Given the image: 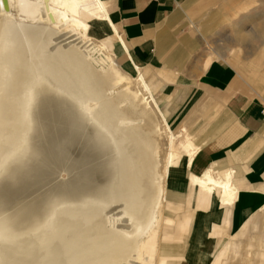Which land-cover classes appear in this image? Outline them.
I'll return each instance as SVG.
<instances>
[{
    "label": "bare ground",
    "instance_id": "obj_1",
    "mask_svg": "<svg viewBox=\"0 0 264 264\" xmlns=\"http://www.w3.org/2000/svg\"><path fill=\"white\" fill-rule=\"evenodd\" d=\"M58 16L59 19L55 18ZM64 17L65 20L63 19ZM2 18L12 19L16 23L18 22L29 26V28L34 25H48L50 30L56 33L60 31L58 23L60 21L62 23L66 21L64 22L66 25H70V28L76 30L72 31L78 34L77 36L75 35L76 37L73 35L76 48L75 52L71 50L70 56H72V62L65 67V63L61 61L64 63V66L63 69L58 70L59 68L57 69L56 64L60 63L59 59L63 57V55L57 58V56L51 54L58 59L57 63L52 65L55 66L53 69L58 71L52 72L53 74L51 76H53L59 84L61 75L58 74L62 73L63 70L75 75L74 77L79 81L78 83L84 88L87 94L92 97L93 100H97L100 103V110L103 111L105 106L114 109L113 117L115 121L119 123V132H117L118 135L116 133L114 134V132L110 130L111 127L104 123V127L101 128H99L96 123L88 122L87 124V122L82 119V115L71 116L67 110L68 105L66 102L62 99L59 100L56 95L58 86H54L53 89L39 90L35 97L28 84L29 80H31V76L25 75L23 72L24 69L30 68L29 70H32V67H30L32 61L23 62L22 64L20 46L12 39L13 32H17L16 28H14V31L13 29L11 31L6 24L0 26V73L2 72V75L8 73L9 75L11 70L18 72L16 78V83L18 85L17 93H19L18 99L20 102H24L25 105H28L29 116L32 118L29 119V121L33 120L34 122L35 120L36 123H39L40 136L43 139H47V141L49 140L50 153L52 152L55 155L60 153L62 154L61 157L69 158L68 161H70V165L68 167L73 175L74 172H76L77 175L76 178H74L75 187L72 198L68 200L69 203L61 204L60 209L56 213H47L38 205L37 201L26 200V198H24L25 202L23 204H20V201L17 202L19 207L17 206L18 210L16 216L19 221L15 224L22 227L16 228L12 227V224L10 226V224L6 222L8 217L7 213L10 210L9 207L4 206V208L2 207V209H0V264H33L35 262V259H28L26 261L18 260L19 257L23 255H29L30 257V255L34 254L32 252L34 247L33 242L27 243L26 248L24 245H21L24 242L23 240L27 238L26 233L28 232L24 229L28 227V224L30 227H48L47 231L52 227H57L58 232L51 234V236L54 237H57L58 233L62 237H69V235H71L72 237L68 240H70L74 247L77 244L80 247L77 252L70 253L68 250L69 242L65 245V255H72L75 259L71 264H151L154 254L153 243H155V262L157 264H164L165 257L162 256L163 250L174 256L176 261L185 262V259L192 254V251H190L189 246H187L188 249L186 247V249H181L180 246H175L171 243V241H176L172 236L175 235L173 226L178 224L183 226V224L178 221L174 213L169 211L170 208L176 207L177 201L175 200L176 198L166 195L162 176L168 167L178 161L181 151H184L191 159L194 154V147L192 148L191 145L187 143L184 145L181 144V148L176 146L173 131L171 133L168 130L160 113L159 105L148 85L141 77L134 79L135 83H133V78L118 68L114 64L110 54L107 53L111 48V42L108 39L105 41L103 40L102 47L99 46L100 44L97 45L94 43L95 39L93 40L92 35L94 32H100L98 22L100 19L103 20V23L113 35L116 33L102 0H0V22ZM26 29L28 28L26 27ZM32 29L34 32L31 31V28L30 31L35 33V28ZM37 29L39 28L36 27V30ZM40 33L42 34V32ZM4 34H7L8 38H5ZM41 34H39L41 36L40 38H42ZM45 35L44 33L43 36L45 37ZM23 36L24 35H22V37ZM27 38H29V36ZM35 38L37 37H34L33 41ZM36 40L37 39H35V41ZM33 41L31 40L30 44L36 46L38 43L33 44ZM46 41L45 39V42ZM96 41L98 40L96 39ZM47 43L44 45L47 46ZM27 44L28 43H26V45ZM42 44L38 45L41 47L39 49L35 46L32 47L33 49L37 48L35 51L36 53L32 48V50L30 49L33 51V55L36 54V56H39L43 51ZM22 51L27 50L24 49ZM59 52L55 51L53 53H57L58 55ZM24 53L23 55H25ZM59 54L61 55V52ZM28 55L30 56L31 54ZM49 55H46L47 58H49ZM40 60L39 62H37L38 59L37 61H33L37 67L39 63L40 65L42 64ZM255 60L257 62L264 61V47L256 53ZM45 61L49 63L46 58L44 62ZM50 63H53V60ZM232 63L238 66L234 61H232ZM59 66L61 67V65ZM36 70L37 68L35 71ZM19 72L21 74H19ZM12 73L13 71H11V75ZM55 73L57 75H54ZM251 73L255 74L254 72ZM46 91H49L47 100L46 98H42L43 95L46 97ZM108 93L110 95H108ZM24 98H32L35 103L30 105ZM90 103L92 106V102ZM6 105H8L7 102ZM78 116H80V118ZM68 118L69 120H66ZM67 123H71L68 125V129L71 132L64 137H68L69 142H71L76 136L78 137L79 134L81 136L84 135L86 140H82L87 143L86 146H84L81 142L85 147L82 153H76L68 157L65 156L68 152L65 147L66 144L57 139L58 136L68 131L65 125ZM160 123H162V127L159 126L161 125ZM75 124L80 126L77 127ZM89 124L92 126H89ZM156 125L159 126L157 130L155 128ZM162 128L167 134L170 144V149L166 153H162L159 148L160 146H158L160 145L158 144L160 137L159 133L162 131ZM125 132L132 133V190L126 182L129 180V178L126 179V176L130 172L127 159L128 154L126 152H123V154L121 152L122 148H120V150L117 148V143L122 139L119 137L124 136V134H126ZM98 133H100V135H97ZM111 133L114 135H110ZM96 135L97 137L95 138L94 136ZM79 140L80 139H78V143ZM29 141L27 142L29 143ZM23 144L25 143L21 142V145ZM112 145L114 147H112ZM32 150H36V147H33ZM96 159L100 160L99 163L102 162L109 167L110 180H114L116 187L122 182L119 186L120 192L115 194L116 198L111 197L109 193L106 194V188H108L106 184H78L75 182L80 176H83V174L84 177L87 176V164L89 163L93 166L92 163ZM78 163L82 165L80 171L77 169ZM209 175L208 173L205 177L206 182L202 185V191L216 193V195L223 200L234 197L232 196L233 192L230 188V173H228L226 179H218L217 177L218 180ZM154 188L156 191L158 189L160 193L157 197L153 196L154 194H158ZM128 195L132 196V203L127 205V209L123 211L124 213H118L117 209L121 210L125 201L127 203V200L130 199L127 197ZM119 202L122 203L117 204ZM113 203L116 204L112 205ZM138 204H141L139 208H135L138 207ZM22 207H24L26 211L27 220L19 216V211L23 212ZM113 209H115V211L109 213L110 217H103L107 215L105 211L107 212ZM73 211H75V213ZM31 212H33V214ZM159 214L162 218L161 222ZM32 222H34L35 225H31ZM169 225H172V227H169ZM157 229H159V232L160 229L164 230L162 240L160 239V235L155 237ZM211 232H213V230ZM75 240L78 243L75 244ZM33 241H35L34 238ZM37 241L39 243V237ZM81 245H86L84 246L86 249L83 250ZM50 262L52 261H44L40 264H61Z\"/></svg>",
    "mask_w": 264,
    "mask_h": 264
},
{
    "label": "crops",
    "instance_id": "obj_2",
    "mask_svg": "<svg viewBox=\"0 0 264 264\" xmlns=\"http://www.w3.org/2000/svg\"><path fill=\"white\" fill-rule=\"evenodd\" d=\"M102 2L114 26L115 40L132 64L136 76L124 68L113 43L114 57L111 48L109 54L114 64L127 75L144 80L159 105L168 130L173 131L175 139L179 135L194 147L191 159L181 151L178 161L162 176L166 195L176 201L177 196L168 189L167 178H175L176 184L181 186L186 184L189 192L187 210L175 213L181 204L177 201L173 213L187 227L191 244L199 238L203 227L210 228L213 221L218 220L219 226L228 223L225 209L232 208L236 218H247L245 223H239L234 235L222 240L214 261L215 264H235L247 225L255 229L258 240L264 235V67L255 74L249 72L252 70L249 66L256 62V55L252 60L249 56L242 57L240 50L228 48L223 40H219L214 34L216 21L212 13L209 20L198 21L186 14L192 28L178 33L177 26L185 19L177 22L173 17L183 10L186 0ZM196 2V7L203 3L202 0ZM195 31L206 37L203 52L193 37ZM215 52L225 53L227 59L235 58L238 66L223 58H214ZM166 84L172 92L162 94L163 99H169L163 102L155 97V92ZM171 121L179 129L174 131ZM159 138L158 146L162 151ZM167 142L170 147L169 140ZM208 173L214 179H226L230 173L234 197L223 200L216 193L202 191ZM191 209L202 211L195 213ZM219 231L211 227L206 235ZM207 241L211 246L212 238ZM255 264H264V252Z\"/></svg>",
    "mask_w": 264,
    "mask_h": 264
},
{
    "label": "rangeland",
    "instance_id": "obj_3",
    "mask_svg": "<svg viewBox=\"0 0 264 264\" xmlns=\"http://www.w3.org/2000/svg\"><path fill=\"white\" fill-rule=\"evenodd\" d=\"M186 1L187 2H185L183 10L179 11L177 13V15H174V17H173L174 20L177 22L185 19V22L183 24H179L177 26V32L178 33L185 32V31L189 30L190 28H192L191 27L192 24H190V22L187 21V19H186V14L190 15L193 20L198 21V20H209V15H210V13H212V15L214 16L215 21H216L214 34L216 37H218L219 40L220 39L223 40L225 45L228 46V48H233V49L236 48V49L241 51L240 54L242 57L246 58L249 56V57H251V60H252L255 57L256 53L262 47H264V0H202L203 3L197 4L198 5L197 7L195 4V2L197 0H186ZM192 8H193V10H191ZM182 15H183V18H182ZM55 18L59 19V16L55 17ZM63 19L65 20V17ZM64 22H66V21H63V23L60 21L59 23H61V24L58 23L59 30H60V31H58V33L50 30L48 25L42 24L41 25L42 28L40 25H34L30 28H31V31H33L32 28H35L34 29L35 33L36 32L38 33V34L37 33L35 34V33H33L34 31L33 32L30 31V28L27 25H23V24L18 23V22L16 23L12 19H6V18L1 19L0 26H3L6 24L7 27L9 29H11V31H12V29L14 31V28H16L17 32H15V31L13 32L12 39H14V41H16V43L20 46V58L23 61L21 59L20 60H21L22 64H23V62L25 63V62H31L32 61L30 63V67H32L31 68L32 70H29L30 68L24 69L23 72L25 75L31 76V80H29L28 84H29V87H31L32 92L34 93L35 97H36L37 92L39 90H45V89L48 90V89H53L54 86L57 87L58 82L55 80V78L53 76H51L53 74L52 72H54V71L56 72L58 70H61V69H63L64 65L66 67L68 64H70L72 62V56H70L71 50H72V52H75V48H76L74 40H73V35H74V37H76L78 34H77V32H72L74 29L70 28V25H66V23H64ZM98 22H99L100 32H98V33L94 32L93 33L92 38H93V40L95 39L94 43H96L97 45L100 44L99 46L102 47L103 46L102 42H104L105 40L108 39L111 42L112 55H113L112 45L114 43V50H115L118 58L122 61L124 68H126L132 75L136 76V72L133 69L132 64L126 59L125 54L123 52V49L119 45V42L115 40L114 35L105 26L102 19L98 20ZM26 27L28 29H26ZM36 27L39 29L36 30ZM69 29H71V30H69ZM38 30H39V32H38ZM74 31H76V30H74ZM40 32H42V34ZM250 32H252V33H250ZM44 33L46 34L45 35L46 38L43 36ZM39 34L42 35V38H40L41 36ZM4 35H5V38H8L7 34H4ZM22 35H24V36L22 37ZM28 36H29V38H27ZM24 37H26V38H24ZM34 37H37L35 39H37L38 42H37V40L35 41V39L33 41ZM193 37L200 44V47H198L199 50L203 52L204 48L206 47V37H204L199 31H195ZM42 39L44 40V42H45V39L47 41L44 43ZM96 39L98 41H96ZM31 40L34 42V43L32 42L33 44L38 43L36 46L34 45L35 47H38V49L41 48L38 45L43 43L42 44L43 45V51L39 54V56H36V54L33 55V51H31V50L33 49L32 47H34V46L32 44H30ZM25 42L28 44L26 45ZM47 42H49V43H47ZM46 43H47V46L44 45ZM196 46H197V44H196ZM47 47H48V49H47ZM73 47H74V49H73ZM45 48L47 49V51ZM24 49L27 51H22ZM44 49H45V51H44ZM33 50L35 52L37 50V48H34ZM28 51H29V53H28ZM55 51L56 52L60 51L61 55L59 54L60 52L58 53L59 56L57 55V53H53ZM62 51H63V53H62ZM23 53L25 55H23ZM107 53H109V51H107ZM26 54L27 55L31 54V55L30 56L28 55V57H27ZM51 54L57 56V58L63 55V57H60L61 60L59 59V62H60L59 64L57 63L58 59L53 57V55H51ZM215 54H216V56L214 58H223L227 62L228 61H231V62L234 61L235 63H237L235 58L227 59V57L222 53H216L215 52ZM41 55H43V56L45 55L44 57L47 59V61H49V63L52 62V60H53V63H50L51 64L50 65L48 62H46V61L44 62L45 58ZM46 55H49V58H50V56H51V58L53 57L52 60H51V58L50 59L47 58ZM29 57L31 60L29 59ZM113 57H114V55H113ZM33 58H35V59H33ZM37 59H38V61H37ZM54 59L55 60L57 59V60L55 61ZM20 60H19V63L21 64ZM35 60L37 62H39V60H40V62L42 64L40 65V63H39L38 67H37V65H35V63L33 62ZM61 61L64 62L65 64L62 63ZM46 63H48V64H46ZM54 64H56L57 69L59 68L58 70L53 69V68H55V66H52ZM59 65H61V67ZM41 66H42V68H41ZM249 67H250V69H252L249 72L255 73V71H258V69L264 67V61H262V62L256 61V62H254L253 66H249ZM36 68H37V70L35 71ZM235 68L237 69V67H235ZM238 68L241 71H244V69H242L241 67H238ZM132 75H129V76H131L133 78V80L136 79V77H134ZM133 80H132V82L135 83V80L134 81ZM48 92L49 91H46V93H47L46 97H45V95H43V97H42L43 99L46 98V100H47ZM164 92L168 93V94H170V92H172L167 88V84L165 86L163 85L162 88H159L158 90H156L155 97L162 100L163 99L162 94H165ZM108 95H110V94L108 93ZM24 99L30 105L35 103V101L32 98H24ZM165 100L166 101L169 100L168 97L164 98L163 102ZM160 124L161 125H159V126L162 127V123H160ZM159 126L156 125V127H155L156 130L159 129ZM171 127L174 131H175V129H179V128H177V126H175L174 121H171ZM159 136L161 137V141H162V151H163V153H166V151L169 148L168 142H167L168 136L165 133L163 128H162V131H160ZM79 137H81V138H79ZM78 139H80L79 143H78ZM82 139L86 140V137L84 135L81 136L79 134L78 137L76 136L75 139H73L71 142H69L67 144V146H66V150L68 151L66 153L67 156H73L76 153L79 154L85 150L84 146H86L87 143L85 141L83 142ZM73 142H75V143H73ZM81 142H82V144H84V146L81 144ZM185 143H186V141L184 140V138H182L179 135L176 137V139H175L176 146L180 147L181 144L184 145ZM162 158H163V155H162ZM99 162H100V160L96 159L92 163L93 166L90 165L89 163L88 164L86 163L88 166L87 176L84 177V174H83V176H80L75 182L78 184L93 183L94 185H96V184L104 185V184L108 183L111 179L110 169L106 164H104L102 162L99 163ZM77 167H78L77 169L80 171V169H82L81 163H78ZM57 169H56V166L54 165V163H51L48 166V171L50 172V179H52V182H56L55 178H56V174H57V172H56ZM180 177H182V176H180ZM184 181L186 182V180H184ZM167 184L169 186L168 189L177 196V201H179L181 203V204L179 203L180 207L178 208V210H176L175 213H177V214L183 213L184 211L187 210L186 199H187L188 194H189L186 184H185V186H183V185L181 186V184H176V179L171 177V176L169 178H167ZM104 193H105V191H104ZM121 203L122 202H119L117 204H121ZM115 204L116 203H113L112 205H115ZM175 209H176V207L170 208L169 211L173 213L175 211ZM112 211H115V209L109 211L108 213H111ZM192 211L195 213H200L202 210L200 211L198 209H194ZM225 211H226V219H228V223H226L225 226H219L218 220L213 221L211 223V227L214 228V230L216 229V230H220V231L214 235L212 234L209 236L206 235V231H209L211 227L209 228L205 225L206 227H203L202 233L199 235V238L197 240L193 241L192 244L187 242V239L189 238L190 235L186 232V229H187L186 227H183L179 224L176 226H173V231H174L175 235H172V236L176 239V241H171V243L174 244L175 246L176 245L180 246L181 249H186L187 246H189V249H190V251H192V254L187 259H185V262H180V261H176L174 256H172L170 253L163 250L162 256L165 257L164 264H215L214 261L217 260L222 240L224 238L228 239V238H230L231 235H234V233L238 230L239 223L240 222L245 223L244 221H246V219H247L246 217L248 216V215L244 216V218H246V219H243L241 217L236 218V217H234L232 208H231V210L225 209ZM203 212H208V211H203ZM159 219L161 222L162 218L160 217V214H159ZM169 227H172V225H169ZM160 232H159V229H157L155 237L157 235H160V237H161L160 239L162 240V234L164 233V230L160 229ZM256 235H257V232L252 227V225H247L246 235L244 234L243 237L241 238L242 246L237 250V258L234 260L235 264H244L246 262H251L252 264H255L256 260L260 257V254L262 252H264V235H261L259 237L260 238L259 240L256 238ZM209 237L212 238L211 246H209L208 241H207ZM158 239H159V237H158ZM152 243H153V241H152ZM154 244L155 243L152 244V246L154 248V254H153V260H152L151 264H157L155 262L156 250H155ZM190 245H191V247H190ZM160 257H161V255H160Z\"/></svg>",
    "mask_w": 264,
    "mask_h": 264
},
{
    "label": "flooded vegetation",
    "instance_id": "obj_4",
    "mask_svg": "<svg viewBox=\"0 0 264 264\" xmlns=\"http://www.w3.org/2000/svg\"><path fill=\"white\" fill-rule=\"evenodd\" d=\"M11 71H13L12 75ZM11 71L9 75L8 73L5 75H2V72L0 73V99L2 100H0V109L2 111H0V209H2V207L4 208V206L9 207L10 210L7 213L8 217L6 222L10 224V226L12 224V227L19 228L22 226L15 224L19 221L16 216L17 208L19 207L18 201L21 202L20 204H23L25 202L24 198H26V200H35L45 212L50 214L56 213L60 209L61 204L69 203L68 200L72 198L75 187L74 178H76L77 175L76 172H74L73 175L68 167L70 165V161H68L69 158L61 157L62 154L60 153L57 155L52 152L50 153L49 140L47 141V139L41 138L39 123H36L35 120L34 122L33 120L29 121V119L32 118L29 116L28 105H25L24 102H20L18 99L19 93H17L18 85L16 83L18 72H15V70ZM19 74L21 73L19 72ZM54 75L57 74L55 73ZM58 75H61V78L57 85L56 95L59 100L62 99L66 102L68 105L67 110L71 116L82 115V119L86 121L87 124L88 122L96 123L99 128L104 127V124H106L111 127L110 130L114 132V134L116 133L118 135L119 123H117L113 117L114 109L105 106L103 111L100 110V103L97 100H93L92 97L87 94L84 88L78 83L79 81L74 77L75 75L64 70ZM5 101L8 105H6ZM90 102H92V106ZM78 117L80 118V116ZM66 120H69V118ZM70 124L71 123L65 124L68 131L57 137L62 143L66 144L65 147L69 143V138H65L64 136L71 132L68 129V125ZM76 126L78 127L80 125ZM89 126L92 125L89 124ZM125 133L124 136L119 137L122 139L117 143V148L119 150L122 148L121 152H126L128 154L127 159L130 172L126 176V179L129 178L126 182L132 190V133ZM114 134L111 133L110 135ZM97 135H100V133ZM97 135L94 137L96 138ZM27 141H29V143ZM21 142L25 144L21 145ZM33 147H36V150H32ZM112 147L114 146L112 145ZM51 163H54L56 169L58 168L56 170V182H52V179H50L48 166ZM121 183L116 187L114 180H110L106 183V185H108L106 194L109 193L111 197L116 198L115 194L120 192L119 186ZM156 192L158 194H154L153 196L155 197L160 195L158 189ZM127 197L130 199L127 200V203L125 201L121 210L117 209L118 213H124L123 211L127 209V205L132 203V196L128 195ZM140 205L138 204V207H134L139 208ZM22 208L23 212L19 211V216L27 220L26 211L24 207ZM73 212L75 213V211ZM108 212L109 211H105L107 215L103 216L104 218L110 217ZM31 213L33 214V212ZM31 225H35L34 222H32ZM47 228L48 227L41 226L30 227L28 224V227L24 229L28 232L26 233L27 238L23 240L24 242L21 245H24L26 248L27 243L33 242L34 247L32 252L34 254L30 255V257L29 255H23L19 257L18 260L26 261L28 259H35L33 264H40L44 261L71 264L75 259L72 255H65V245L69 242L68 250L70 253L77 252L78 248H80L79 245L77 244L74 247V245L71 244L70 240H68L72 237L71 235H69V237H62L58 233L57 237L51 236L52 233L58 232L57 227H50L51 229L49 231H47ZM38 237L39 243L37 241ZM33 238L35 241H33ZM76 243L78 242L75 240V244ZM84 246L86 245H81L83 250L86 249Z\"/></svg>",
    "mask_w": 264,
    "mask_h": 264
}]
</instances>
